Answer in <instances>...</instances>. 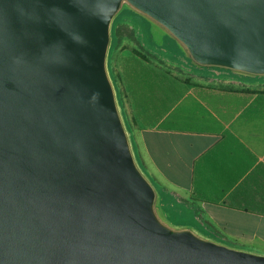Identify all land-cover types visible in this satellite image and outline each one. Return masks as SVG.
Here are the masks:
<instances>
[{
  "label": "water",
  "instance_id": "obj_1",
  "mask_svg": "<svg viewBox=\"0 0 264 264\" xmlns=\"http://www.w3.org/2000/svg\"><path fill=\"white\" fill-rule=\"evenodd\" d=\"M125 11L197 68L264 78V0H0V264H264L169 219L110 69Z\"/></svg>",
  "mask_w": 264,
  "mask_h": 264
},
{
  "label": "crops",
  "instance_id": "obj_2",
  "mask_svg": "<svg viewBox=\"0 0 264 264\" xmlns=\"http://www.w3.org/2000/svg\"><path fill=\"white\" fill-rule=\"evenodd\" d=\"M204 78L222 81L220 86L239 91H257L254 95L237 94L248 102L241 106L234 120L223 122L219 118L227 133L142 128L134 122V105L127 93L137 145L148 168L166 187V209L185 218L189 213L179 205L187 206L195 210L205 228L193 226L198 230L205 234L214 232L242 244L250 243L257 232L247 237L243 230L234 229L236 224L232 221L264 225V81L253 82L255 86L249 87L232 80ZM203 85L190 88L188 95L198 99L200 93H218L203 89ZM218 106L226 112L232 107Z\"/></svg>",
  "mask_w": 264,
  "mask_h": 264
},
{
  "label": "trees",
  "instance_id": "obj_3",
  "mask_svg": "<svg viewBox=\"0 0 264 264\" xmlns=\"http://www.w3.org/2000/svg\"><path fill=\"white\" fill-rule=\"evenodd\" d=\"M136 16L139 17L138 15ZM139 18L141 19V17ZM118 27L119 25L115 28L114 41L110 53L111 71V62L114 55L123 47V39L118 33ZM133 52L137 58L147 64L150 63V60L137 49H134ZM160 64L166 63L160 61ZM166 69H168L167 64ZM217 70L230 75L232 78L247 79L251 82L264 81V79L260 78L250 79L224 70ZM124 77L134 105V122L142 128L157 126L161 130H182L214 134L227 133L224 123L219 118L223 122L234 120L236 114H239L241 106L246 105L248 102V99L237 97V94L242 92L254 95L257 93V91L252 89L239 91L231 87H216L205 84L201 86L203 89L217 91L218 93H200L197 99L192 95H188L190 88L197 85L191 83V81H179L173 78L168 70L165 73L160 72L142 64L140 61H135L132 66L127 65L124 69ZM262 94L264 95V93ZM219 104L225 108L232 107L228 108L226 112L224 109H219ZM241 119L242 116H240Z\"/></svg>",
  "mask_w": 264,
  "mask_h": 264
},
{
  "label": "rangeland",
  "instance_id": "obj_4",
  "mask_svg": "<svg viewBox=\"0 0 264 264\" xmlns=\"http://www.w3.org/2000/svg\"><path fill=\"white\" fill-rule=\"evenodd\" d=\"M131 11L123 12L114 22L113 25V38L116 26L118 27V33L123 39V47L117 51L111 62L112 74L115 78L116 88L119 92L120 102L123 106V111L125 114V119L128 124L129 130L132 134V141L134 144V149L136 151L138 160L146 172V174L151 178L155 187L162 196V206L169 216V219L176 225L179 226H195L200 230H205L200 219L196 216L195 210L188 208L187 206L179 205L184 210L189 213L188 217L181 218L177 216L174 212L166 209V187L159 182V180L154 176L152 169L148 168L144 155L139 150L137 145L136 134L134 132V123L131 110L127 102V93H130L127 89L124 69L127 65H134L135 61H140L142 64L148 67L158 70L160 72H166L167 70L171 72V76L179 81H191V83L196 85L209 84L219 87L222 81H211L204 77L215 78L220 80H232L238 83H243L249 87L255 86L253 82L247 79L232 78L230 75L218 71L217 69H201L197 68L192 64V62L181 52L175 41L166 37L163 44L156 41L153 33L152 26L149 22L144 19H140L136 14L129 13ZM122 23V24H121ZM134 49L140 51L145 57L150 60V63L137 58L134 54ZM163 61L168 65L166 69V64H160ZM202 77V78H201ZM246 78V77H245ZM251 79V78H250ZM264 79V78H263ZM261 82V81H259ZM211 83V84H210ZM257 85V84H256ZM195 92V90H192ZM131 98V96H130ZM166 186V185H165ZM235 230H243L244 235L247 237H252L256 232V238L253 242L242 244L229 237H223L214 232L206 233V235L223 241L229 245L243 246L247 250H257V252H264V225L258 226L251 223L244 224L240 220L232 221ZM246 228H243L245 227ZM207 230V229H206ZM208 231V230H207ZM209 232V231H208ZM205 234V232H204Z\"/></svg>",
  "mask_w": 264,
  "mask_h": 264
},
{
  "label": "flooded vegetation",
  "instance_id": "obj_5",
  "mask_svg": "<svg viewBox=\"0 0 264 264\" xmlns=\"http://www.w3.org/2000/svg\"><path fill=\"white\" fill-rule=\"evenodd\" d=\"M122 24V23H121Z\"/></svg>",
  "mask_w": 264,
  "mask_h": 264
}]
</instances>
